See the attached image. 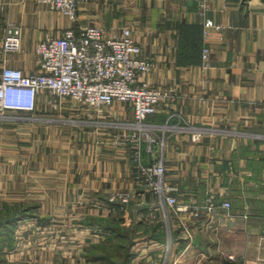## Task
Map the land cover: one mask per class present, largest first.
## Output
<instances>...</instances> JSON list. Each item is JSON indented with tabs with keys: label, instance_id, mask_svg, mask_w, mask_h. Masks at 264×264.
I'll list each match as a JSON object with an SVG mask.
<instances>
[{
	"label": "crops",
	"instance_id": "0c3cea01",
	"mask_svg": "<svg viewBox=\"0 0 264 264\" xmlns=\"http://www.w3.org/2000/svg\"><path fill=\"white\" fill-rule=\"evenodd\" d=\"M77 12L74 20L45 0H0V72L5 64L36 71L37 43L66 28L96 24L117 35L130 26L154 63L145 79L171 93L147 119L158 129L156 140L143 144V161L163 159L166 183L189 209L178 211L147 190L135 151L125 146L100 149L86 166L63 167V188H74L79 204L98 191L135 194L122 213L109 202L100 207L140 240L130 264H264V0H78ZM208 17L221 28L205 42ZM9 27L21 30L19 51L3 49ZM50 98L45 93L35 110L16 114L33 129L56 108ZM113 112L123 122L134 119L130 103L116 102ZM83 130L72 134L81 138ZM210 196L214 211L192 216L193 205ZM225 200L232 218L219 206Z\"/></svg>",
	"mask_w": 264,
	"mask_h": 264
},
{
	"label": "rangeland",
	"instance_id": "374dc122",
	"mask_svg": "<svg viewBox=\"0 0 264 264\" xmlns=\"http://www.w3.org/2000/svg\"><path fill=\"white\" fill-rule=\"evenodd\" d=\"M67 106L69 112H63L62 104L32 124L33 129L28 117L0 111V264H124L126 240L107 241V230L92 227L100 207L121 191L87 194L79 204L75 189L63 188V167L86 166L100 149L113 153L125 146L135 151L149 135L156 140L158 128L141 129L135 113L125 127L120 124L124 119L113 117V108L104 115ZM82 128L83 138H76L72 133ZM99 212L112 218L107 210ZM139 241H132L131 251L139 249Z\"/></svg>",
	"mask_w": 264,
	"mask_h": 264
},
{
	"label": "built area",
	"instance_id": "2783aa9c",
	"mask_svg": "<svg viewBox=\"0 0 264 264\" xmlns=\"http://www.w3.org/2000/svg\"><path fill=\"white\" fill-rule=\"evenodd\" d=\"M53 8L77 19L78 0H45ZM206 6V4H203ZM213 18L204 23L205 42L212 35V29H220ZM21 30L9 27L3 41L8 52L22 48ZM211 48L204 45L203 58L208 59ZM37 69L26 73L21 67L5 64L0 72V111H33L38 98L47 93L52 96L51 104L60 107L65 103L76 109L78 105L90 112L106 115L116 102L130 103L141 129L153 124L147 122L157 112L159 104L167 102L171 93L151 85L146 79L153 67V61L145 55L142 46L133 35L130 26H124L117 35H108L104 28L90 24L77 29L66 28L58 36L47 37L36 45ZM78 108V107H77ZM125 127L128 122L120 123ZM130 124V123H129ZM149 141L155 139L149 135ZM151 145V143H150ZM138 161V178L147 181L146 189L159 193L169 206L178 211L189 209L179 203L174 194L175 186L166 183V165L163 159L152 163L143 161L141 141L135 149ZM133 192H117L110 195L108 202L112 210L123 211ZM214 196L206 203L193 205L192 216H199L202 209L214 211ZM225 214L232 218V202L225 200L221 205Z\"/></svg>",
	"mask_w": 264,
	"mask_h": 264
},
{
	"label": "trees",
	"instance_id": "16d2710c",
	"mask_svg": "<svg viewBox=\"0 0 264 264\" xmlns=\"http://www.w3.org/2000/svg\"><path fill=\"white\" fill-rule=\"evenodd\" d=\"M199 47L198 41L193 42V48L196 50ZM145 150H143L144 154ZM12 214V213H11ZM10 214V215H11ZM11 218L13 215L10 216ZM9 220V219H8ZM95 221V219L92 221V223ZM98 222L101 224V226L107 230L109 233L107 237V241H118L120 239L126 240L125 243H122V247L127 249V254L124 259V264H130V259L133 256V251L130 250V244L131 241V233L130 230L122 225V219L121 218H98ZM126 260V261H125Z\"/></svg>",
	"mask_w": 264,
	"mask_h": 264
}]
</instances>
